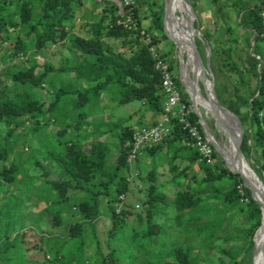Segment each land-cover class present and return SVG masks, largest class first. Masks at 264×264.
<instances>
[{
    "label": "trees",
    "instance_id": "16d2710c",
    "mask_svg": "<svg viewBox=\"0 0 264 264\" xmlns=\"http://www.w3.org/2000/svg\"><path fill=\"white\" fill-rule=\"evenodd\" d=\"M211 1L228 31L233 32L229 24L231 17H235L240 29V34L233 33L226 40L221 34L209 31L204 35L210 44L211 60L217 62L219 71L232 85L229 101L221 98L219 101L238 116L243 130V154L264 182V0ZM87 2L0 0V53L10 64L0 76V188L3 189L0 264H200L190 243L176 244L165 254L158 252L154 258H146L155 238L164 231L162 216L173 211L179 225L196 239L200 238L202 246L210 248L219 239L218 233L224 230L226 214L235 209L243 213L250 225L243 232V245L239 250L218 247V259L220 264H244L254 250L261 209L240 174L219 160L214 148V164L201 159L193 139L174 117L172 131L164 142L142 148L133 161L129 160L135 125L156 124L166 100L150 47L156 48L160 57L168 62L176 83L183 86L177 72L178 58L173 54L167 59L166 53L160 52L157 46L161 39H170L164 30V0H134L131 6L124 7V13L119 12L114 0ZM145 3H154L147 16L148 27H144L138 12ZM192 6L197 8L196 0ZM88 11L91 19L81 24V28L86 29L87 35H84L76 31L77 18ZM128 17L137 22L136 28L125 25ZM175 23L178 25L176 20ZM142 30L146 32L148 43ZM177 35L181 33L178 31ZM105 38L128 40L132 50L139 47L126 55L107 46ZM66 40L82 55V60L74 59L67 67L34 62L36 51ZM196 43L201 54L200 40L196 39ZM238 45L246 53L240 62L235 59ZM70 72L75 77L53 88L51 101L35 94V88L55 82L54 74ZM105 96L119 106L128 104L132 109L128 117L114 123L95 124L89 132L81 131L82 120L100 107ZM182 100L192 108L184 88ZM200 110L203 112L202 107ZM147 112L153 114L154 120L144 124ZM225 114L232 125L231 113L225 110ZM190 116L203 131L193 110ZM50 126L54 127L51 135ZM18 128H27L44 149L34 147L27 140L22 142V146H29L27 154L24 149L17 150L16 142L10 138ZM233 129L238 136L236 128ZM107 132H113L120 143L119 154L112 163H109V144L105 139ZM228 135L234 141L233 135ZM51 139L55 140L57 149L49 153ZM162 149L171 173L165 182L157 181L154 162V156ZM40 156L54 157L64 174L58 178L50 176L52 173ZM145 157L152 158L153 167L145 177L149 184L139 190L142 194L138 196L132 192L130 174L132 163ZM196 162L198 170L194 169ZM25 163L41 170L47 205L38 217L39 221L50 222L45 224L42 235L33 227L14 235L11 231L14 214L10 213L12 207L7 208V203L12 197L21 198L24 194L21 190L17 192L19 184L25 183L31 188L30 182L25 181L29 171ZM210 199L213 202H209ZM102 215L110 219L107 248L97 234V223ZM86 224L96 241L92 255L86 253ZM124 233L128 235L127 248L117 245Z\"/></svg>",
    "mask_w": 264,
    "mask_h": 264
},
{
    "label": "rangeland",
    "instance_id": "374dc122",
    "mask_svg": "<svg viewBox=\"0 0 264 264\" xmlns=\"http://www.w3.org/2000/svg\"><path fill=\"white\" fill-rule=\"evenodd\" d=\"M115 1V0H114ZM194 0H187V2L192 5V2ZM197 1V8L194 9L196 12V18H195V38L200 40L201 45L199 46L202 60L205 64V74L206 79L203 78L202 81H200V86L202 90V94L207 95L208 98H212L213 96L210 92V82H213L212 87L214 94L216 98L219 100L221 98L224 102L229 101L231 94H232V85L230 81L219 71L217 62L215 60H211V50H210V44L208 41L204 38L205 32L209 31L212 34H219V36L222 35V38L226 40L229 36L232 37L234 34H240V29L236 26L235 23V17H231L229 19V24L233 28L232 31L227 30V26L224 24L223 19L220 15V13L217 10L216 5L211 0H196ZM255 1V0H253ZM85 3L88 4L87 0H85ZM154 3H158V1H155ZM153 3V4H154ZM182 3V4H181ZM153 4L151 3H145L142 6L139 7V15L141 17L142 24H144V27L149 26V19L147 16H149L151 7H153ZM165 4V0H164ZM177 4V3H176ZM180 5V9L182 8L184 12L177 11V14L184 17L186 22H190L191 15L189 8L180 0L178 2ZM183 5V6H182ZM178 6V5H177ZM91 12H84L82 15H80L77 18V28L76 31L78 33L86 34V29L81 28V24L87 22V19H91ZM178 16V15H177ZM179 17V16H178ZM166 24L169 29H171L174 32L175 37L178 39L182 49L185 53L184 58V64L182 65V69L186 62L190 59V53L184 49V41L183 37L178 36L177 33H175L170 21L168 20V16L166 19ZM178 26L181 28V24L179 23ZM158 32V31H157ZM180 32V31H179ZM221 34V35H220ZM104 42L107 46L111 47L113 50L125 53L126 55H130L134 50L136 51L139 46H136L133 50L128 47V40L127 41H113L112 39L105 38ZM160 52L166 53V58L169 59L174 54L178 58L179 55V48H177L174 43L170 39H161L157 44ZM237 54L235 55V59L240 62L245 59V50L241 48V46H237ZM35 60L34 62L38 64H42L44 62H49L53 64L54 66H64L67 67L71 63H73L74 59L76 60H82V55L77 53L71 46V43L69 40H66L64 42L51 45L48 48L40 49L34 53ZM20 64V60H17ZM197 62V58L195 60ZM26 64V63H25ZM10 65L9 63L5 62L3 58L1 57L0 53V76L4 73L6 67ZM198 65V63H197ZM199 68V67H198ZM178 72V67H177ZM199 76H201L200 68L197 71ZM55 76V82L51 85H45L42 88H35V94L37 96H40L41 98H44L46 101H51L53 97L52 90L53 88H57L60 85H64L67 78H74L75 75L70 72L68 75L64 73H56ZM202 77V76H201ZM185 91L186 88L184 87ZM187 92V91H186ZM198 92V89H197ZM191 94L194 96L195 102L197 104H203L198 100V96L195 98V92L191 91ZM199 92L197 93V95ZM204 105V104H203ZM205 106V105H204ZM224 106V105H223ZM132 109L128 108V104L124 106H119L117 103H115L113 100L109 99L108 97H103L101 100L100 107L94 111V113L82 120V130L81 131H92L93 126L95 124H99L102 122H109L114 123L118 121L121 118L128 117V111L130 112ZM208 110V109H207ZM203 110L204 115L206 116L209 123L214 127L216 136L219 141H221L224 145L227 146L228 144V138L231 140V148L232 144L234 145V141L232 138L228 136L225 123L222 124L223 131L218 127L216 118L212 112L209 110ZM222 110V109H221ZM225 111V110H223ZM214 116V117H213ZM160 116L157 117V120ZM135 119V118H134ZM132 119V121H135ZM154 120V116L151 112L146 113V118L144 120V124H147ZM216 121V122H215ZM136 128L142 127L141 125H135ZM105 127H102L101 129L104 130ZM5 131V128H3V132ZM49 134H53L54 127L50 126L48 128ZM105 139L107 140L109 144L108 152H109V163L114 162L116 156L119 154L120 149V143L118 138L115 136L113 132H107L105 134ZM11 141L16 142V148L17 150L24 149V152L27 154L29 147L28 145L22 146V142H25L27 140L31 141V144L34 147L40 148V150H43L44 148L41 147L42 144L40 141H38L27 128H18L14 135L10 138ZM56 148L55 140L51 139L48 144V152L54 151ZM55 152V151H54ZM238 155V152H237ZM218 156V155H217ZM239 156V155H238ZM154 162L157 166V173L158 178L157 181L159 182H165L168 180V178L171 177V173L169 171V164L167 161V155L165 153V150H159L157 154L154 156ZM14 158V157H13ZM40 158L44 161V164L46 167H48L52 174L50 176L53 177H60L63 175V171L59 165H57L54 157L51 158L48 157L47 159H44L43 156H40ZM15 159V158H14ZM219 160H223L221 156H218ZM242 161L244 163H247L249 168L250 164L252 163L250 160H247V158L242 157ZM16 160V159H15ZM250 163V164H249ZM1 165V163H0ZM25 166L29 168L28 174L25 177V181L30 182L31 188H27L25 183L19 184L17 186V192L19 190L23 191L24 194L21 198L18 197H12L10 199V202L7 203V208L12 207L10 210V213L13 215V221L11 225V231L12 235H14L19 230H24L29 227L35 228L40 235L43 234V229H45V224L50 223L49 221H39L38 214L40 211L46 207L47 205V199L45 194V188L41 186L42 179H41V170L36 167L33 164L25 163ZM153 167V160L150 157H145L140 162H133L132 163V173L130 174V182H131V188L132 192L135 195L141 196L142 193L139 192L140 189H143L146 185L149 184V181L146 180V174L147 172L152 169ZM252 170V169H251ZM254 171V170H252ZM255 172V171H254ZM255 178L258 180V182L261 184L262 189L264 190L263 183L260 181L258 176L256 175V172L254 173ZM139 174L141 177H139ZM3 189L0 188V198L3 193H1ZM14 194H17L16 191H13ZM209 202H213V200H209ZM101 206L105 208L104 202L101 203ZM138 207V206H136ZM51 218V216H50ZM264 218L263 210H262V220ZM161 221L164 223L165 228L161 236L155 238V244L153 248H151L146 256V258L152 259L155 257V255L160 253H166L168 250L173 248L176 244H192L195 248V253L199 256L198 260L200 264H220V261L218 259V247H223L226 249L233 250L237 252L239 248L243 245V232L246 228L249 227L250 221L247 220V218L243 215L241 211L238 209L233 210L232 212L226 214L225 220L223 222V228L224 230H221L218 235L220 236L219 239L210 247H205L200 244V238L196 239L194 234L188 233L183 227L179 225L178 216L173 211L167 212L164 214L161 218ZM206 221V220H202ZM110 227V219L106 215H102V217L99 219L97 223V234L102 241V245L106 247L105 241L107 236V230ZM261 228V225L257 229V231ZM256 231V233H257ZM255 233L256 239H258V242L256 244L255 242V248L253 250L252 256H247L246 260L244 261V264H256L257 258H256V248L258 253V260H259V254H260V245L261 240L263 237V232L259 235ZM85 238H86V253L92 255L96 249V241L91 235L90 228L86 224V230H85ZM123 238L118 242V244L115 242V244L119 246H125L124 248L128 247V235L124 233ZM254 236V238H255ZM107 248V247H106Z\"/></svg>",
    "mask_w": 264,
    "mask_h": 264
},
{
    "label": "built area",
    "instance_id": "2783aa9c",
    "mask_svg": "<svg viewBox=\"0 0 264 264\" xmlns=\"http://www.w3.org/2000/svg\"><path fill=\"white\" fill-rule=\"evenodd\" d=\"M115 2L119 6V12L124 13V7L131 6L134 0H115ZM128 24L130 27H137V22L130 17L125 21L127 27ZM141 34L144 36L145 42L148 43L145 37L146 32L142 30ZM150 52L154 59V69L161 76V85L166 94V100L156 124L150 127L142 126L135 129L129 160L133 161L142 148L164 142L172 131V118L177 117L179 122L182 123L183 128L187 130L189 136L193 139L195 146L201 154V159L214 164L215 160L212 156L213 146L202 127L203 131L192 121L190 114L193 109L188 107L182 100V89L184 86H179L176 83L172 68L168 62L160 57L156 48L150 47ZM195 165L199 166V163L196 162ZM121 197L123 198V195Z\"/></svg>",
    "mask_w": 264,
    "mask_h": 264
},
{
    "label": "bare ground",
    "instance_id": "6f19581e",
    "mask_svg": "<svg viewBox=\"0 0 264 264\" xmlns=\"http://www.w3.org/2000/svg\"><path fill=\"white\" fill-rule=\"evenodd\" d=\"M178 2H180V0H172L169 3V6H168L169 9H168L167 16H168V20L170 21L175 33L180 31V33L183 37V41H184V49L190 53V59L188 62L185 63V65L182 69L184 76H185L186 85H187L190 92L193 91L191 89V87L194 89V92L196 95L195 98L198 96V100L200 102H202L209 111H211V108H213L217 112V115L214 114V116L216 118L218 127L223 131L222 124L224 125V123H225L228 134L233 135L234 145L232 144V148L230 146L231 140L229 138H228L227 146L224 145L221 141H219L218 142L219 147L221 149L223 156L225 157L226 161L228 162L229 166L234 170L240 171L243 175L244 180L252 187V190H253L255 196L259 199L260 203L263 206V214H264V190L262 189L261 184L255 178L253 171L249 168L248 164L241 162L243 159L237 155V150H236L237 135H236L232 125L229 123V121L226 117L225 111L218 108L216 106L215 102L214 103L212 102L213 101L212 98L203 99L201 97L203 94H202V90H201V86H200V83H201L200 81H202L203 78L201 76H199V74L197 73L199 68H198V65L196 64V61H195L196 57H194V55L190 51L189 44H188V38H189V36H191L190 33L188 32V30L190 29V26H191L190 25L191 21L187 23L185 20L186 18L184 19V17L177 14L178 10L179 11L182 10V12H184V10L182 8L180 9V5L178 4ZM175 20L178 22V24L179 23L181 24V26H182L181 28L175 23ZM194 36H195V33H194ZM190 85H191V87H190ZM197 89L199 92L198 95H197V93H198ZM263 222H264V218H263ZM259 232L260 233L263 232V237H262L261 245H260L261 247H260L259 260H258V253H257V248H256V258H257L256 264H264V224L261 225V228L257 231L256 234H258ZM255 242L257 244L256 236H255Z\"/></svg>",
    "mask_w": 264,
    "mask_h": 264
},
{
    "label": "water",
    "instance_id": "95a60500",
    "mask_svg": "<svg viewBox=\"0 0 264 264\" xmlns=\"http://www.w3.org/2000/svg\"><path fill=\"white\" fill-rule=\"evenodd\" d=\"M172 0H165V4H164V16H163V23H164V30H165V33L167 34V36L170 38V40H172L174 43H175V46L177 48H179L178 52H179V55H178V74L180 76V79L182 80L183 82V86L186 88V91L188 93V95L190 96V101H191V106H192V109L194 111V113L196 114L197 118H198V122L201 124V127L202 129L204 130V132L206 133L207 137L209 138L216 154L218 156H221L224 163L229 167V169L233 172H236V173H239L242 180H243V183L244 185L251 191V195H252V198L259 203V207L261 209V214H262V210H263V206L262 204L260 203L259 199L255 196L253 190H252V187L244 180L243 178V175L240 171H237V170H234L232 169L228 162L226 161L225 157L223 156L222 152H221V149L219 147V140L216 136V132H215V129L214 127L209 123V121L207 120L206 116L204 115V113L200 110V107H202L204 110H207L206 106H204L203 104H197L195 102V99H194V96L191 94V92L189 91L187 85H186V80H185V76H184V73H183V70H182V65L184 64V58H185V53H184V50L182 49L178 39L175 37L174 35V32L171 30V29H168L166 27V19H167V14H168V6H169V3L171 2ZM182 2L189 8L190 10V19H191V26H190V29L188 30V32L190 33L191 36H189L188 38V44H189V48H190V51L192 52V54L194 55V57L197 58V62L196 64L198 63V67L200 68V73H201V76L202 78L206 79V74H205V64L202 60V57L198 51V47H197V43H196V38L194 36V31H195V18H196V12L193 8L192 5H190L187 0H182ZM254 39V36L253 38L251 39L253 41ZM212 84L213 82H210V92L213 96V103L215 102L216 106L222 110H228L230 113H231V123H232V126L236 128L237 130V133H238V136L236 138V150L238 152V155L240 158L244 157V154H243V151H242V133H243V130H242V126H241V123H240V120L238 118V116L229 108L223 106L220 101L216 98L215 94H214V91H213V87H212ZM203 99H207V95L203 94L201 96ZM208 111V110H207ZM210 112H214L213 114L217 115V112L211 108V111ZM250 164V163H249ZM250 167H251V164H250ZM252 169V167H251ZM253 170V169H252ZM254 172V171H253ZM255 173V172H254ZM257 175V173H256ZM258 176V175H257ZM258 178L260 179V177L258 176ZM260 181L263 183V186H264V182L260 179ZM264 224L263 220H262V217H261V225ZM254 241H255V238H254ZM254 248H255V244H254Z\"/></svg>",
    "mask_w": 264,
    "mask_h": 264
},
{
    "label": "crops",
    "instance_id": "0c3cea01",
    "mask_svg": "<svg viewBox=\"0 0 264 264\" xmlns=\"http://www.w3.org/2000/svg\"><path fill=\"white\" fill-rule=\"evenodd\" d=\"M138 12H139V9H138ZM191 87V86H190ZM191 89L194 91V89L191 87ZM190 97V96H189ZM204 110V109H203ZM194 169L195 170H198L199 169V166H196V165H194Z\"/></svg>",
    "mask_w": 264,
    "mask_h": 264
}]
</instances>
